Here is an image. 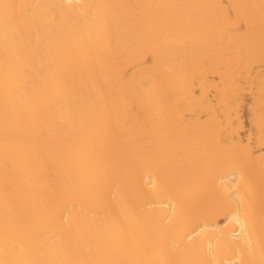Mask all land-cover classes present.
Here are the masks:
<instances>
[{"label": "bare ground", "instance_id": "6f19581e", "mask_svg": "<svg viewBox=\"0 0 264 264\" xmlns=\"http://www.w3.org/2000/svg\"><path fill=\"white\" fill-rule=\"evenodd\" d=\"M0 264H264V0H0Z\"/></svg>", "mask_w": 264, "mask_h": 264}]
</instances>
